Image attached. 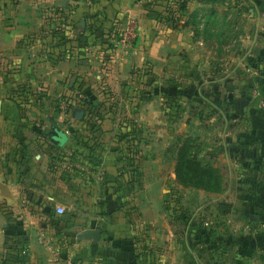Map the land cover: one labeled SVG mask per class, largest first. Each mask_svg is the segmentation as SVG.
I'll return each instance as SVG.
<instances>
[{
	"label": "crops",
	"instance_id": "crops-1",
	"mask_svg": "<svg viewBox=\"0 0 264 264\" xmlns=\"http://www.w3.org/2000/svg\"><path fill=\"white\" fill-rule=\"evenodd\" d=\"M82 3L75 1L73 14L86 8L97 12L95 25L82 18L84 36L79 38L90 47L81 48L82 60L79 49L69 51L61 44L55 47L60 60L51 52L40 53L48 44L27 40L31 16L0 14V264H54L57 254L90 264H201L198 244L193 242L191 251L189 242L180 236L175 240L163 221L166 179L154 173L153 114L134 110L115 116L81 107H94L98 96L119 98L148 62L163 80L173 78L190 63L196 65L201 41L191 25L158 26L140 0ZM128 18L136 21L138 36L116 62L105 47L112 48L116 28ZM66 78L71 93L61 86ZM27 84L31 94L25 92ZM63 90L68 93L66 128L52 124L62 118L40 100ZM121 130L132 140L119 143ZM52 132L58 138L63 134L64 144L53 141ZM129 165L135 168L132 174L125 170ZM58 206L68 211L57 214ZM129 206L135 207L130 215ZM96 228L101 229L99 241L87 234ZM260 243L213 242V264H264V257L253 252ZM142 246L146 261L134 249Z\"/></svg>",
	"mask_w": 264,
	"mask_h": 264
},
{
	"label": "rangeland",
	"instance_id": "rangeland-1",
	"mask_svg": "<svg viewBox=\"0 0 264 264\" xmlns=\"http://www.w3.org/2000/svg\"><path fill=\"white\" fill-rule=\"evenodd\" d=\"M75 1L79 0H67L65 4L62 0H0V14L27 20L31 16L27 40L48 44L41 46L40 53L51 52L60 60L55 47L61 44L69 51L79 49L82 60L85 52L81 48L88 45L79 38L84 36L82 18L86 16L88 24L95 25L97 12L86 8L82 14H73ZM81 1L92 7L97 0ZM140 1L149 5V13L160 27L178 29L188 18L185 25H191L195 40L201 41L196 65L190 63L185 71L163 80L148 62L137 69L134 83L130 82L119 98L98 96L94 107H81L115 116L134 110L153 114L154 173L166 179L162 185L163 221L170 226L175 240L180 236L189 242L191 251L195 250L192 243L198 244L201 264H213V242H261L253 252L264 257V0H187L189 12L185 15L174 2ZM175 18L178 20L174 23ZM47 33L51 39L45 38ZM70 79L78 78L70 74ZM70 79L61 81L68 93ZM24 88L26 93L34 91L28 84ZM64 90L57 97H39L44 106H52L56 118H62L52 122L62 128L68 127L64 115L68 111L64 106L68 93ZM94 122L99 125L100 119ZM117 123L118 120L113 125ZM119 123L126 125L121 119ZM128 135L130 132L124 134L121 130L116 138L119 143L129 142ZM185 144L189 146L188 156L214 168L221 176L220 191L196 188L178 180V150ZM61 151L65 155V149ZM132 166L125 170L134 173ZM134 208L129 206V215ZM134 249L147 260L146 248Z\"/></svg>",
	"mask_w": 264,
	"mask_h": 264
},
{
	"label": "trees",
	"instance_id": "trees-1",
	"mask_svg": "<svg viewBox=\"0 0 264 264\" xmlns=\"http://www.w3.org/2000/svg\"><path fill=\"white\" fill-rule=\"evenodd\" d=\"M200 1L207 2L212 0ZM174 3L178 6L182 15H185L188 12L187 0H174ZM176 20L178 19L175 18L173 22L175 23ZM185 24L186 23H184L183 26ZM173 27L177 28L178 26L177 24H174ZM89 28L93 29L92 27ZM54 36L59 38L60 35L55 34ZM188 149L189 146L185 144L178 150V159L176 164V174L178 180L185 185H191L196 188L220 191L222 180L218 172L214 168L206 166L200 160L188 156Z\"/></svg>",
	"mask_w": 264,
	"mask_h": 264
},
{
	"label": "built area",
	"instance_id": "built-area-1",
	"mask_svg": "<svg viewBox=\"0 0 264 264\" xmlns=\"http://www.w3.org/2000/svg\"><path fill=\"white\" fill-rule=\"evenodd\" d=\"M116 28L114 38L112 41V48L107 47L108 52L113 56L112 58L117 62L125 58V55L128 53L129 49L132 46L135 38L138 36V28L136 27V21L132 18H128L123 24H119ZM90 47L87 46L84 48V51H89ZM64 106H68L67 102L64 103ZM65 208L58 206L56 208L57 214H64ZM43 240V239H41ZM42 244H48V242H40ZM54 264H90L89 262L74 258L72 256H61L60 254L55 255Z\"/></svg>",
	"mask_w": 264,
	"mask_h": 264
},
{
	"label": "water",
	"instance_id": "water-1",
	"mask_svg": "<svg viewBox=\"0 0 264 264\" xmlns=\"http://www.w3.org/2000/svg\"><path fill=\"white\" fill-rule=\"evenodd\" d=\"M84 114V112H80V117H82ZM52 140L55 141L57 144H64L65 142V136L62 134L61 136H59L58 138V134L55 132H52ZM87 234L91 236V238H93V240L95 241H99L100 240V236H101V229L100 228H96V229H92L89 230L87 232Z\"/></svg>",
	"mask_w": 264,
	"mask_h": 264
}]
</instances>
